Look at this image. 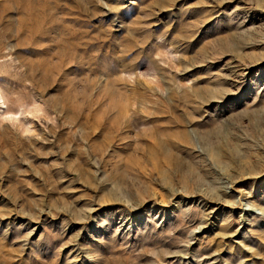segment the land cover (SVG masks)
Returning a JSON list of instances; mask_svg holds the SVG:
<instances>
[{
	"label": "rangeland",
	"instance_id": "obj_1",
	"mask_svg": "<svg viewBox=\"0 0 264 264\" xmlns=\"http://www.w3.org/2000/svg\"><path fill=\"white\" fill-rule=\"evenodd\" d=\"M0 264H264V0H0Z\"/></svg>",
	"mask_w": 264,
	"mask_h": 264
}]
</instances>
